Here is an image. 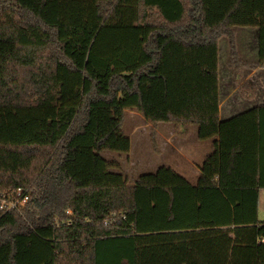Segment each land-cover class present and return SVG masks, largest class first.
<instances>
[{
  "label": "trees",
  "instance_id": "16d2710c",
  "mask_svg": "<svg viewBox=\"0 0 264 264\" xmlns=\"http://www.w3.org/2000/svg\"><path fill=\"white\" fill-rule=\"evenodd\" d=\"M238 26L264 66V0H0V202L29 195L0 264H264V105L220 117ZM128 109L213 140L196 182L111 170Z\"/></svg>",
  "mask_w": 264,
  "mask_h": 264
},
{
  "label": "rangeland",
  "instance_id": "374dc122",
  "mask_svg": "<svg viewBox=\"0 0 264 264\" xmlns=\"http://www.w3.org/2000/svg\"><path fill=\"white\" fill-rule=\"evenodd\" d=\"M257 34L258 27L238 26L233 38L223 34L218 40L222 106L225 110L227 105L235 104L233 114L223 112L221 119L244 111L254 103L264 102V66L257 63ZM233 52L238 62L231 60ZM122 131L131 138V150H107L102 155L111 162V170L123 173L130 184L142 173L154 172L162 165L170 166L196 182L203 156L211 151L198 143L202 140L198 138L196 126L191 136H197V139L185 138L173 123L154 124L135 109L127 110ZM259 218L264 221V189L260 195Z\"/></svg>",
  "mask_w": 264,
  "mask_h": 264
},
{
  "label": "crops",
  "instance_id": "0c3cea01",
  "mask_svg": "<svg viewBox=\"0 0 264 264\" xmlns=\"http://www.w3.org/2000/svg\"><path fill=\"white\" fill-rule=\"evenodd\" d=\"M220 80H221V77H220ZM221 82V81H220ZM221 86H220V92H221ZM221 94V93H220ZM254 105H264V102H257V103H254ZM253 105V106H254ZM249 106H251V105H249ZM252 107V106H251ZM234 108H235V104L234 103H231V104H229V105H227L226 106V108H225V110L223 109V106H222V101H221V105H220V117H222L221 116V114L224 112L226 115H229V114H233V110H234ZM247 108H249V107H247ZM134 110V109H133ZM180 131V133H181V135L182 136H184L185 138H196L195 136H191V134H192V131L189 133V134H185L183 131H182V129L181 130H179ZM157 134V133H156ZM158 135H161V134H159L158 133ZM197 139V138H196ZM201 140V139H200ZM198 141V140H197ZM208 141V142H207ZM203 142H205V144L203 143ZM199 144H201V145H203L204 146V148H205V150L207 151V150H211L209 153H211L212 151H213V140L212 139H207V140H202V142H198ZM203 143V144H202ZM200 145V146H201ZM185 147V146H184ZM209 153H206V155L204 154V156H203V159H202V161H201V164L203 163V161H204V159L206 158V156L209 154ZM198 174H200V168L198 169ZM262 191V190H261ZM260 195H261V192H260Z\"/></svg>",
  "mask_w": 264,
  "mask_h": 264
},
{
  "label": "built area",
  "instance_id": "2783aa9c",
  "mask_svg": "<svg viewBox=\"0 0 264 264\" xmlns=\"http://www.w3.org/2000/svg\"><path fill=\"white\" fill-rule=\"evenodd\" d=\"M29 199V195L28 194H24L22 189L17 190L14 193V196L12 197V199H2L0 202V206L2 208H16L19 206H23L27 200Z\"/></svg>",
  "mask_w": 264,
  "mask_h": 264
}]
</instances>
